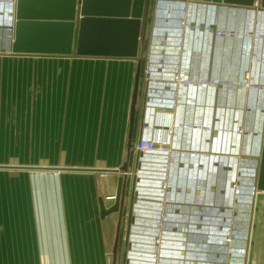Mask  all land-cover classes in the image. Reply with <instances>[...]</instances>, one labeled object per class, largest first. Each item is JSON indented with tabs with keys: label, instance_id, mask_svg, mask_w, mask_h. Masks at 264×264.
Wrapping results in <instances>:
<instances>
[{
	"label": "crops",
	"instance_id": "crops-1",
	"mask_svg": "<svg viewBox=\"0 0 264 264\" xmlns=\"http://www.w3.org/2000/svg\"><path fill=\"white\" fill-rule=\"evenodd\" d=\"M181 1L190 5L189 16L196 21L235 26L251 23L253 13L262 9L259 0L247 9ZM157 3L150 2L136 58L0 52V264H108L117 235L115 264H151L148 238L153 231L152 211L159 201L161 165L157 154L142 155L135 164L134 145L148 134L144 126H153L148 104L157 98L166 102L172 93L160 82L155 93L144 70L148 64L163 62V76L168 79L177 59L174 34L166 44L152 40ZM191 37L190 30L186 31L182 40L185 52L191 48ZM203 44L204 48L193 50L186 58L191 75L203 66L211 74L237 73L234 43L203 38ZM138 60L139 91L131 124ZM176 92L175 108L160 106L156 123L161 127L167 123L168 129L160 128V138H155L191 151L207 150L211 137L196 133L181 140L174 124L202 118L215 129L229 126L233 119L231 91H215L213 99L208 90L182 88ZM223 138L222 147L227 136ZM217 139H213L215 146H219ZM180 165L172 166L169 173L179 174ZM121 177L127 186L134 177L137 199L127 246L126 211L117 232L114 210ZM213 190L210 187L209 192ZM207 192L204 196L212 198ZM179 259L174 254L162 264H181Z\"/></svg>",
	"mask_w": 264,
	"mask_h": 264
},
{
	"label": "built area",
	"instance_id": "built-area-1",
	"mask_svg": "<svg viewBox=\"0 0 264 264\" xmlns=\"http://www.w3.org/2000/svg\"><path fill=\"white\" fill-rule=\"evenodd\" d=\"M9 1L13 20L15 0ZM167 7L170 9L166 10ZM173 7L176 10L171 9ZM189 7V4L181 0H158L156 8L160 13L157 15L159 22L153 26L152 37L155 36L154 38L166 44L168 36L174 34L177 38L174 44V48L177 49V59L173 62V72L168 79L163 76L166 69L163 62L155 65L148 64L144 70L149 80L147 82L153 85L155 93L158 91L156 87L158 82L161 83V87L167 86L172 90L166 102L157 98L153 100V104L151 102L148 104L151 106V115L154 113L153 107L175 108L178 102L176 90L185 88L187 91H211L212 99L215 91H231L233 119L229 126L225 124L219 129L209 126L202 118L200 121L184 119L174 124L175 130L180 132L181 140L184 137L187 140L191 139L196 133H205L211 137L205 151H191L190 147L176 146L175 142L172 143L173 145L169 141L160 142L157 139L160 138V130L144 126L148 134L142 135L137 140L134 145L135 152L140 159L145 154H157L162 173L157 183L159 201L152 211L153 231L148 238L151 264H162L163 260H170L177 253H181L177 255L180 257L181 264H245L253 207L254 190L250 185L255 182L257 170V166L252 168L248 185L247 166L245 165L249 156V148L253 158L251 160L254 165L258 164L263 138L264 21L253 20L246 26H235L228 23L215 24L211 21L199 22L189 16ZM256 13H260L263 17L264 9H258ZM12 20L9 26H12ZM0 24H2L1 21ZM188 30L192 35L191 48L185 52L182 40ZM203 38L208 42L219 40L223 43L235 44L238 69L236 74L231 76L211 74L207 72V66H203L196 74L191 75L187 59L193 50L204 48ZM257 42L260 44L257 45ZM4 53L11 52L6 50ZM156 78L159 80H155ZM207 97L209 98L210 95ZM250 113H258L259 116L254 123L259 124V129L255 136L247 138L252 131L251 123L247 124L246 119ZM213 131L215 134H212ZM224 136L227 138L222 147ZM215 137L221 140L217 139L219 146L214 145ZM176 158L181 160L177 161ZM179 163H182L180 169L176 167L179 169V174L171 175L169 173L171 167L178 166ZM206 171L207 178L211 174L218 176L215 182H211L212 185H203L210 180L204 179ZM101 175L105 176V172ZM189 175L192 178L186 182L185 178ZM210 187H214V190L209 192ZM196 189H198L197 194H195ZM200 192L202 195H199ZM206 192L212 198H206L204 196ZM243 199L247 200V206H245L243 217H238L237 220L236 210L237 207L242 208ZM176 236L191 238V245H193L191 247H195V252L189 253L193 252L189 250L186 253L183 249L175 250L178 240L174 241ZM202 243H206L204 248H201L205 245Z\"/></svg>",
	"mask_w": 264,
	"mask_h": 264
},
{
	"label": "water",
	"instance_id": "water-1",
	"mask_svg": "<svg viewBox=\"0 0 264 264\" xmlns=\"http://www.w3.org/2000/svg\"><path fill=\"white\" fill-rule=\"evenodd\" d=\"M193 1L245 9L255 4V0ZM150 2L151 0H15L12 26L0 24L2 37L4 36L0 39V52L8 50L13 54L136 58L139 41L143 38L141 33L147 24ZM259 7L264 9V0H259ZM138 62L131 100V124L139 91L140 60ZM153 109L152 128L167 130V123L163 127L156 123L161 109ZM134 160L135 164L138 163L139 156L136 155ZM250 166H257V170L255 182L250 185L254 190L253 207L245 264H264V123L258 164ZM133 180L127 191L126 180L123 177L118 179L114 205L118 214L117 232L122 223L123 212L126 211V246L137 200ZM117 247L118 235L111 254L108 255V264H115Z\"/></svg>",
	"mask_w": 264,
	"mask_h": 264
},
{
	"label": "rangeland",
	"instance_id": "rangeland-1",
	"mask_svg": "<svg viewBox=\"0 0 264 264\" xmlns=\"http://www.w3.org/2000/svg\"><path fill=\"white\" fill-rule=\"evenodd\" d=\"M4 2V4H5V0H0V9L1 8H3L4 6V8H6V4L4 5V4H2ZM3 5V6H2ZM2 6V7H1ZM4 8H3V11H4V13H5V10H4ZM152 13H153V11H152ZM160 13H159V10L157 9V8H155V10H154V16H153V26H155L159 21H158V19H157V15H159ZM156 15V16H155ZM253 20H255V21H261V20H263L264 21V16L262 17L261 15H260V13H253ZM154 17H155V20H156V22L154 23ZM154 32V31H153ZM154 35H156V33H154ZM155 36H153V38H154ZM158 39H156V38H154V42L155 41H157ZM248 117L246 118L247 119V124L248 123H251L250 124V127H251V130H252V133H253V131L254 130H257L258 128V125L259 124H257V125H255V119H257L258 118V113H255V114H253V113H250V114H248L247 115ZM251 118V119H250ZM257 134V133H256ZM250 136H249V138H252L253 137V135H251V134H249ZM248 159H247V167H246V170L247 169H249L250 168V165H251V159H253L252 158V156L250 155V148H249V150H248ZM213 174H211V176L210 177H208L207 178V171H206V174H205V178L204 179H210V180H207L206 182H205V184H203V185H212V181L213 182H215V179H217V175L216 174H214L213 176H212ZM191 178H192V176L191 175H189L188 177H186L185 178V181L187 182V180L189 181V180H191ZM214 178V179H213ZM247 183H248V185H249V181H247ZM129 184V183H128ZM130 184H131V182H130ZM130 184L127 186L128 187V189H130ZM188 185H190L189 183H188ZM243 201H244V199H243ZM243 201H242V203H241V205H242V208H240V207H237L238 209L236 210V212H237V214L235 215V217H236V219L238 220L239 218L238 217H243V212H244V210L246 209V207H245V204L243 203ZM245 201H247V200H245ZM246 203V202H245ZM247 206V205H246ZM186 237V236H185ZM183 238V237H177L176 236V238H174V241H175V239H178L177 241H176V244H177V246H176V248H174L175 250L176 249H183L186 253L187 252H189V250H193V252H189V253H194L195 252V247H191V246H193V245H191V243H192V239L191 238ZM205 244V245H204ZM202 245H204L203 247H201V248H204L205 246H206V243H202ZM189 246H190V249H188L189 248ZM118 250V249H117ZM122 251H123V249H122ZM121 251V254L123 253ZM178 251V250H177ZM184 254V253H183ZM176 255H181V253H177ZM186 255V254H185ZM187 256V255H186ZM182 257V256H181ZM187 258H188V256H187ZM179 261H180V259H179ZM203 264V263H202Z\"/></svg>",
	"mask_w": 264,
	"mask_h": 264
},
{
	"label": "clouds",
	"instance_id": "clouds-1",
	"mask_svg": "<svg viewBox=\"0 0 264 264\" xmlns=\"http://www.w3.org/2000/svg\"><path fill=\"white\" fill-rule=\"evenodd\" d=\"M4 4V2L2 3ZM5 4L7 5L6 8H4L5 13L3 11V8L0 9V21L3 25H7L6 21H9V23L12 20V15H11V9H10V1L9 0H5ZM4 4V5H5Z\"/></svg>",
	"mask_w": 264,
	"mask_h": 264
},
{
	"label": "bare ground",
	"instance_id": "bare-ground-1",
	"mask_svg": "<svg viewBox=\"0 0 264 264\" xmlns=\"http://www.w3.org/2000/svg\"><path fill=\"white\" fill-rule=\"evenodd\" d=\"M6 24L9 25V24H10L9 21H6ZM258 129H259V127H258ZM258 129L253 131L254 135H253L252 131H251L250 134L253 135V136H255L256 133H257V131H258ZM249 136H250V135H249ZM249 136H248L247 138H249ZM253 164H254V162L252 163V165H253ZM251 174H252V167L250 166V168L247 169V178H248V181H249V182H250V180H251ZM245 199H246V198H245ZM246 204H247V201H246ZM245 223H246V220H245Z\"/></svg>",
	"mask_w": 264,
	"mask_h": 264
}]
</instances>
